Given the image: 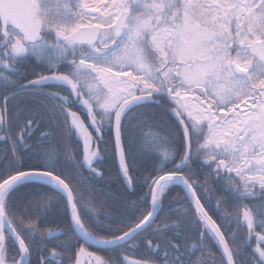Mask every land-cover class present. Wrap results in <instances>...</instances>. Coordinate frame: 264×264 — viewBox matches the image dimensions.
<instances>
[{"label": "snow or ice", "instance_id": "snow-or-ice-1", "mask_svg": "<svg viewBox=\"0 0 264 264\" xmlns=\"http://www.w3.org/2000/svg\"><path fill=\"white\" fill-rule=\"evenodd\" d=\"M0 264H264V0H0Z\"/></svg>", "mask_w": 264, "mask_h": 264}, {"label": "trees", "instance_id": "trees-1", "mask_svg": "<svg viewBox=\"0 0 264 264\" xmlns=\"http://www.w3.org/2000/svg\"><path fill=\"white\" fill-rule=\"evenodd\" d=\"M142 163L143 162H138V164L141 165V166H142ZM103 167L106 168V169H110L111 170L110 173L106 172V175H111L113 177L116 176V167H115V164L111 161L110 158L108 159V161L105 162ZM142 174L146 175L147 173H142ZM85 175H87V173H85ZM136 190H137V192H140L139 188H137ZM110 191L112 193H114V194H124L125 193V189H124L123 183H120V184L113 183L111 185ZM128 191H131V190H128ZM178 193L181 196L183 195V193L180 190V187H176L175 190L172 191V197H170L169 200H171L173 197H176ZM140 194H142V192ZM131 199H136V197L135 196H131ZM104 200H105L106 203H113V201L108 200L107 197H105ZM167 203L168 202H166V207H167ZM172 206L174 207L175 205L173 204ZM62 220H63V210H62V208H60L59 210L54 211L50 215V217H49V221H50L49 226H53L54 227L57 224H60Z\"/></svg>", "mask_w": 264, "mask_h": 264}, {"label": "flooded vegetation", "instance_id": "flooded-vegetation-1", "mask_svg": "<svg viewBox=\"0 0 264 264\" xmlns=\"http://www.w3.org/2000/svg\"><path fill=\"white\" fill-rule=\"evenodd\" d=\"M215 185H213V187H214Z\"/></svg>", "mask_w": 264, "mask_h": 264}]
</instances>
